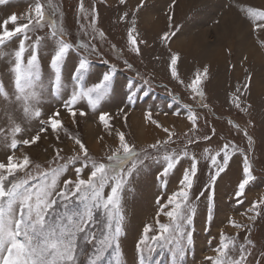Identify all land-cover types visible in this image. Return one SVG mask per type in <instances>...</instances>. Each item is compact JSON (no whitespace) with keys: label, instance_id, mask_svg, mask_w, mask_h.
<instances>
[{"label":"rangeland","instance_id":"obj_1","mask_svg":"<svg viewBox=\"0 0 264 264\" xmlns=\"http://www.w3.org/2000/svg\"><path fill=\"white\" fill-rule=\"evenodd\" d=\"M40 2L50 5L49 21L43 29L29 33L30 40L26 42V48L35 41L37 35L45 37L50 33V24L55 21L57 29L63 28L65 35L70 37L71 41L94 46L97 50L96 52H92L90 48L83 50V55L91 64L90 72L83 82L84 86H90L103 72L115 65L114 85L117 91L102 100L95 111L87 104L86 99L78 101L76 108L84 110L88 115L81 117L77 114L74 121L64 107V103L76 84L75 80H70V76L81 53L73 51L69 54L62 65L63 87L59 92L53 91L50 94L49 88L53 83L54 75L49 64L54 49L49 35L42 41L39 52L40 87L43 90L38 105L42 111L41 116L27 118L23 115L19 104L9 103L6 98L0 97V129H3L0 131V162L6 163L9 155L22 160L23 155L27 154L33 161L30 175L38 177L35 164L41 165L39 171H44L65 163L78 151V147L70 137H79L83 141L91 159L106 161L109 148L115 147L118 143L116 136L118 131H123L127 139L137 146V150L147 148L156 140L166 138L161 128L146 121L145 114L151 110L153 119L164 127L174 130L176 136L167 149L162 148L159 153L150 149L152 156L158 159L146 161L145 165L140 167L125 184L120 194L119 211L123 214L120 247L110 249L103 257V264H138L135 245L143 233L144 226H152L149 235H156L159 232L157 214L160 212L161 204H166L167 197L179 190L183 171L190 167V159L184 158L175 169L161 179L162 168L166 166L163 156L171 152H182L187 144L183 134L190 127L186 116L187 106H191L200 116L199 135H211L212 128L216 131L210 141H201L198 145L187 147L189 157L195 155L199 167V178L191 190V198L198 205L193 225L189 228L193 232V242L189 245L186 238L181 241L185 250L183 257L173 255V250L181 246L180 244L160 246L149 242L156 249L151 254V264H181V262L209 264L206 257H212L215 262L218 259L217 248L220 244L221 231L227 238L235 240L237 245L229 252L225 264H230L232 258H238L240 246L247 248L251 253L248 256L249 264H255L264 255V205L256 209L251 207L254 201L264 196V48L259 46L250 33L249 24L240 19L236 5L264 6V0H177L174 21L183 27L171 41V48L181 53L178 71L180 78L185 81L183 85L171 78L168 50L157 39L158 34L166 28L164 13L170 0H148V6L140 11L138 39H146L148 44H140L139 56L131 51V45L128 43L127 29L130 24L119 21L118 16L123 11L135 9L140 0H126L125 5H120L119 0H83V13L79 10L81 0H40ZM34 3L35 0H6L4 4H0V23L13 13L20 16L19 23H26L23 14L34 8ZM93 8L99 13L95 25L92 24ZM216 20L219 21L218 24L214 23ZM13 27L14 25L9 23L8 28L11 30ZM93 27L96 28L95 32ZM101 30L104 32L103 37L99 35ZM19 39L20 37H14L12 41L0 46V82L9 95L14 91L10 68L15 59ZM113 45L115 48L112 47ZM30 51L29 48L25 52V59ZM244 57L247 59L245 60ZM124 60L132 63L133 68L128 69ZM204 65L210 67V76L204 84L206 93L204 102L209 107L201 109L185 85L191 81L196 70H202ZM231 65H235V68ZM248 74H251V91L244 92L241 100L251 104L252 107L248 113H242L231 106L229 93L233 92L237 85H242ZM130 88L136 93V98L131 104L126 98ZM108 98L123 99L117 105ZM120 108L127 113L126 122L124 113L119 111ZM55 111L59 112L58 118L64 125L60 130L59 139H56L55 134L49 130L41 133V139L34 145L20 144L14 151L8 147L12 138L10 128L13 121L24 129L23 133L15 138L27 139L35 135L41 123L47 122L48 117ZM105 111L112 115L110 135L98 120L100 112ZM229 120L233 121V124L230 125ZM248 121L252 122L248 125V130L255 140L253 149L247 148L246 137L234 127V124L243 127ZM44 126L48 125L45 123ZM5 137L8 139L6 140ZM100 137L103 139L101 140ZM229 141L237 145L238 150L234 153L231 148L229 150L233 158L230 160L229 168L216 182L212 219L209 221L206 198L200 197L197 201L196 197L204 189L212 172L210 154H215L223 143ZM55 149H62L60 155L65 160L54 162ZM204 149L209 151L205 152ZM245 154L251 158L256 180L246 188L244 196L238 201L235 190L238 180L242 177ZM77 168H83L82 161L69 164L61 173L58 183L62 185L64 179H76ZM89 171L90 167L83 168L82 178L86 179ZM16 178H24V174L20 173ZM39 182L38 179L30 180L29 184ZM104 194H110V187H105ZM158 198H162L159 203ZM73 207L79 210L82 206L77 202ZM97 218L103 219L102 214H98ZM230 219H234L244 227L239 229L233 227L229 223ZM159 222L170 223V219L160 212ZM177 240H180V237H177ZM145 254L147 255V249Z\"/></svg>","mask_w":264,"mask_h":264},{"label":"snow or ice","instance_id":"obj_2","mask_svg":"<svg viewBox=\"0 0 264 264\" xmlns=\"http://www.w3.org/2000/svg\"><path fill=\"white\" fill-rule=\"evenodd\" d=\"M6 0H0V4H4ZM120 5H125L126 0H119ZM148 6V0H140L135 9L131 11H123L118 16V20L127 22L130 27L127 29L128 43L131 45V51L137 56L141 55L140 44H148L146 39L140 40L138 37V19L142 9ZM177 0H170L167 4L166 28L158 34V41L168 50V67L171 78L179 84H185L180 78L178 64L181 58L179 51H173L171 41L181 31L183 25L174 21L175 7ZM50 5L35 0L34 8H30L24 15L26 23H19L20 16L16 13L8 16L0 23V46H4L6 42H10L14 37H20L17 50L15 51V59L10 68V73L14 80V91L11 95L5 90L3 83L0 82V97L6 98L9 103H17L23 115L27 118H39L42 114L39 108L40 98L43 90L40 87V45L50 35L52 38L53 53L50 55V68L53 70L54 80L50 85L49 93L53 91L59 92L63 87L62 65L67 57L73 51L80 52L77 57V63L73 67V74L70 80H75L70 97L65 101L64 107L69 111L73 120L77 114L81 117L88 115L82 109H77L76 105L80 100H87V104L93 111L97 110L102 100L117 91L114 85L116 66L103 72L95 82L90 86H84L85 77L90 72V61L83 55V50L90 48L92 52H96L94 46L88 44H76L65 35L63 28L57 29L56 22L50 24V33L45 37L36 36L35 41L30 43L26 48V42L30 40L29 33L43 29L49 21L48 8ZM240 19L249 24V31L255 37L260 47L264 48V6H253L249 4H237ZM79 10L83 13V0L79 5ZM98 11L93 8L92 24L95 25L98 20ZM9 23L14 25L10 30ZM214 23L218 24L216 20ZM96 28L93 27V32ZM101 37L104 32H99ZM94 38V37H93ZM115 48V45L112 46ZM31 49L29 56L25 59V52ZM230 54V53H229ZM246 60L247 57H244ZM124 64L128 69L133 68V64L128 60H124ZM235 68V65H231ZM247 72V69H245ZM139 75V73H137ZM210 76V67L204 65L202 70H196L193 78L185 87L191 92L193 98L197 100L201 109L208 108L209 105L204 101L206 93L204 84ZM251 74L245 76L242 85H237L235 90L229 93L231 106L239 112L248 113L252 105L241 100L244 92H250ZM148 83V81H145ZM129 104L133 103L136 93L129 89L126 94ZM119 111L124 113L125 122L127 113L123 108ZM59 112L55 111L48 117L47 122H42L39 131L35 135L27 139L17 140L15 137L22 134L24 129L20 124L14 121L10 128L12 138L8 143L11 150H16L20 144L28 146L34 145L41 139V133L49 130L59 139L60 130L64 128L63 122L58 118ZM109 112H100L98 120L103 128L111 134L112 124ZM148 123L161 128L166 134L163 140H156L147 146L140 148L131 143L123 131H118L116 136L118 143L115 147H110L106 155V161L93 160L89 156V152L83 141L79 137H70L74 140L78 151L65 163L52 167L44 171H39L41 165L35 164L38 170V177L30 175L33 164L30 156L23 155L22 160H17L13 155L7 157V162H0V264H103V257L110 249H119V237L122 230L123 214L119 211L121 202V192L125 184L132 175L145 165L146 161L157 160L152 156L151 150L157 153L162 148L173 143V137L176 136L174 130L164 127L157 120L153 119L151 110L145 114ZM186 119L190 123V127L183 134L187 140L182 152H171L163 156L165 165L162 168L161 179L167 176L170 171L175 169L176 165L184 158L190 159V167L184 169L182 179L179 181L181 187L178 191L173 192L167 197L166 204H161L160 212H163L170 219V223H160L157 214V223L159 224V232L156 235H149L152 231L151 225H145L140 239L136 242L135 249L138 255V264H151V254L156 251L155 245L163 246L165 244H180L181 246L173 250V255L183 257L185 250L181 241L185 238L190 245L193 242V232L189 228L193 225L194 217L197 213L198 205L191 198V190L195 181L199 178L198 161L195 155L189 157L187 150L188 145H198L201 141H210L215 136V128L211 129V135H199L200 116L191 106H187ZM48 126L45 127L44 124ZM231 125L233 121L229 120ZM248 121L243 127L234 124L237 132H242L246 137L248 149H253L255 140L248 130ZM254 126V125H253ZM3 131V129H0ZM7 140L8 137H5ZM102 140L103 137H100ZM238 150V146L232 142H225L210 154V166L212 172L208 177V182L204 189L196 197L198 201L200 197L207 200L208 220L212 219V210L215 201V185L221 174L226 172L230 166V160L233 158L230 154ZM62 149L54 150V162L56 160H65L60 155ZM208 152V149H204ZM239 151H244L239 149ZM77 161L83 162V168L90 167L88 177L82 178L83 168H77L75 171L76 179H64L58 183L61 173ZM23 173L24 178L17 179V175ZM39 180V183L30 185V180ZM256 180L254 175L253 164L251 158L245 154L243 156L242 177L238 180L235 190L237 200L244 196L246 188ZM110 187V194L105 195V187ZM162 198H158V203ZM82 206L77 210L73 205ZM264 205V196L252 203V209ZM170 209V210H166ZM166 210V211H165ZM98 214H102L103 219H98ZM229 223L239 229L244 225L237 223L234 219H230ZM180 237V240H177ZM233 247H237L236 241L225 236L223 231L220 233V244L217 248L218 259L213 262L212 257H206L209 264H225L228 260L229 252ZM147 249V255L145 254ZM251 253L247 248L240 246L238 258H232L230 264H249L248 256ZM223 257V259H220ZM182 264V262H181ZM255 264H264V255L260 257Z\"/></svg>","mask_w":264,"mask_h":264},{"label":"crops","instance_id":"obj_3","mask_svg":"<svg viewBox=\"0 0 264 264\" xmlns=\"http://www.w3.org/2000/svg\"><path fill=\"white\" fill-rule=\"evenodd\" d=\"M109 100H111L112 99V102H114L115 104L117 103V105H118V103H119V101H121L123 98H108ZM112 105H114L113 103H112ZM111 105V106H112ZM112 114V113H111ZM112 116V115H111Z\"/></svg>","mask_w":264,"mask_h":264},{"label":"bare ground","instance_id":"obj_4","mask_svg":"<svg viewBox=\"0 0 264 264\" xmlns=\"http://www.w3.org/2000/svg\"><path fill=\"white\" fill-rule=\"evenodd\" d=\"M137 123V122H136ZM139 123V122H138ZM137 126V125H136ZM138 127H139V124H138ZM143 138V137H142Z\"/></svg>","mask_w":264,"mask_h":264}]
</instances>
